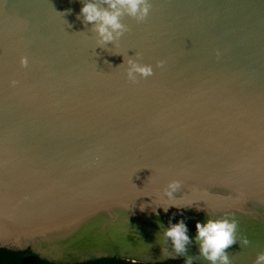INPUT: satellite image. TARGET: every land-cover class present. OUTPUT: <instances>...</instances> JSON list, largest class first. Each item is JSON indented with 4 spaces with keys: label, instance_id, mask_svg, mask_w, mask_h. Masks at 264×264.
<instances>
[{
    "label": "water",
    "instance_id": "water-1",
    "mask_svg": "<svg viewBox=\"0 0 264 264\" xmlns=\"http://www.w3.org/2000/svg\"><path fill=\"white\" fill-rule=\"evenodd\" d=\"M83 2L0 0V246L54 262L211 264L196 224L228 216L238 224L231 264H254L264 252V0H150L144 22L124 13L127 31L104 45L77 18ZM129 60L153 75L130 80ZM180 221L185 255L164 237Z\"/></svg>",
    "mask_w": 264,
    "mask_h": 264
},
{
    "label": "clouds",
    "instance_id": "clouds-1",
    "mask_svg": "<svg viewBox=\"0 0 264 264\" xmlns=\"http://www.w3.org/2000/svg\"><path fill=\"white\" fill-rule=\"evenodd\" d=\"M109 9H101L96 3L91 0H84L83 6L80 9L79 19L83 17L85 23L93 25V31L99 36L98 43L104 45L117 39L123 35L127 28L120 22V17L127 13L129 16L144 22L148 17L152 4L150 0H103ZM115 33V36L113 35ZM27 58H21L22 66H27ZM130 67L127 70L128 78L135 81L134 74L139 73L142 77L147 78L153 75L151 65H142L131 60L128 61ZM164 61H159L158 66L163 67ZM15 85V81L11 82ZM180 187L178 181H172L165 194L171 199L173 193ZM144 205H141L143 209ZM167 211V208H165ZM237 228L238 224L234 218L228 216L211 219L206 223H197L196 243L199 245V256L210 261L211 264H231L230 258L226 249L237 243ZM164 237L171 240L172 249L177 255H185L187 253V245L192 241L187 235V227L183 221L177 224L170 225L164 230ZM241 246H248L250 241L246 237L239 240ZM167 251L166 249L164 250ZM254 264H264V252L257 254Z\"/></svg>",
    "mask_w": 264,
    "mask_h": 264
},
{
    "label": "trees",
    "instance_id": "trees-1",
    "mask_svg": "<svg viewBox=\"0 0 264 264\" xmlns=\"http://www.w3.org/2000/svg\"><path fill=\"white\" fill-rule=\"evenodd\" d=\"M0 264H197L184 257L156 261H137L118 257H98L77 262H54L39 257L29 249H10L0 246Z\"/></svg>",
    "mask_w": 264,
    "mask_h": 264
}]
</instances>
